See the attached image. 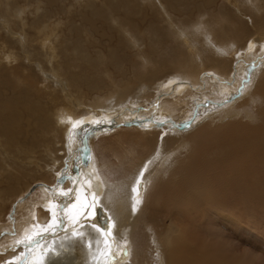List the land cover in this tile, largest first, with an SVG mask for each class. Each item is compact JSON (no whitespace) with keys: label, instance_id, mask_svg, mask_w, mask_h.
Wrapping results in <instances>:
<instances>
[{"label":"bare ground","instance_id":"bare-ground-1","mask_svg":"<svg viewBox=\"0 0 264 264\" xmlns=\"http://www.w3.org/2000/svg\"><path fill=\"white\" fill-rule=\"evenodd\" d=\"M24 1L0 0V222L46 188L0 264H254L235 242L264 223V0Z\"/></svg>","mask_w":264,"mask_h":264},{"label":"rangeland","instance_id":"rangeland-1","mask_svg":"<svg viewBox=\"0 0 264 264\" xmlns=\"http://www.w3.org/2000/svg\"><path fill=\"white\" fill-rule=\"evenodd\" d=\"M13 1V0H12ZM17 3H16V5H17V7H20V9H22L23 10V8L24 7H26V5H27V3H25V1L24 0H15ZM26 1H29V0H26ZM30 1H32V2H30ZM29 2H28V5L31 7V9L32 10H34L36 7L35 6H37V2H33V0H30ZM35 1H37V0H35ZM58 2V3H57ZM56 2V4H61V0H59V1H57ZM32 3V4H31ZM80 3H82V2H80ZM39 5L41 6V4L39 3ZM24 6V7H23ZM35 7V8H34ZM47 7V6H46ZM44 8V7H43ZM75 12H76V10H75ZM30 14H28V13H26V16L27 17H29V18H27V19H33V20H35L36 21V23L37 24H35L36 25V27H42V26H44L45 27V29H47V27H48V29H47V34L49 35V36H51V37H53L54 36V34H53V27H54V25L58 22V21H61V25L56 29V32H60L61 33V31L63 32V31H66L67 32V29H66V26H67V24L65 23L66 22V19H65V21H64V19L63 18H61V14L60 15H58L57 13L56 14H52V15H49L50 16V19H49V16L47 17L46 15L44 16L43 14H41V18H39L38 16L40 15V13H38V14H35L34 15V17H32L33 16V14L34 13H31V12H29ZM159 13V12H158ZM142 13H140V14H135L134 16H131V19H133V18H135V22H136V24H137V29L138 30H143L144 29V26L145 25H142L141 23H140V15H141ZM32 15V16H31ZM56 15V16H55ZM73 15L76 17V19H74V21L76 22V23H80L81 25H84V21L80 18V16L78 15V14H76L75 15V13H74V11H73ZM36 18H38L37 20H36ZM45 18H47V19H45ZM45 19V20H44ZM53 19H55V21H53ZM56 19H57V21H56ZM49 20H52V23L51 24H49L51 21H49ZM3 22L4 21H1L0 20V26H2L4 29H2V27H0V32L1 33H3V32H7V29H5V28H7L6 26L4 27L3 26ZM47 22V23H46ZM40 23H41V25H40ZM48 24V25H47ZM51 25H53L52 27H51ZM51 27V28H50ZM12 28H14V27H12ZM28 31H27V30ZM13 30V32H16V33H18V35L20 36V32H25L24 30H26V32H35V31H37V32H41V31H38V30H40V29H36V28H27L26 26L25 27H21V26H19V27H15L14 29H12ZM84 30H86L85 32H89L87 29H84ZM19 54H22V53H19ZM63 83H64V81H62ZM179 85H177V84H174L173 86H171V91H175V89L178 87ZM153 108V107H152ZM145 118L147 119L148 118V116H145ZM91 124V123H90ZM96 127H94V128H92V129H90L91 131H95V130H97V129H95ZM95 129V130H94ZM87 136V135H86ZM86 136H85V139H86ZM84 148V147H83ZM83 148H82V150L81 151H77V153H75L74 155H73V157L75 158V159H80L81 158V160H80V162L83 160V158L85 159V158H87V156H85L84 157V153H86L85 151H83ZM83 157V158H82ZM73 158V159H74ZM71 159V158H70ZM70 159H68L67 161H65L64 163H69V165H70V168H71V170H75L76 172H80V173H82L81 172V167H79V165H80V163L78 162V161H70ZM56 178V180H55V182H54V185L57 183V180H58V177L56 176L55 177ZM44 183H46V182H44ZM46 188V187H45ZM44 186H42V184H33L27 191H25L21 196H19L18 198H16V199H14L13 201H10L9 202V204L7 205V208H6V212H5V214H6V216H5V218H4V220H1V222H0V249L1 248H3L4 246H6V242H7V240L8 239H14V236H15V229H16V221H15V218L18 216V214H19V212L21 211V209L23 208V206L25 205V203H29V200H31L32 199V197H33V195L34 194H36V193H39V194H42L43 192H44ZM37 199H39V197L37 196L36 197V199L35 200H37ZM257 211H259V208H258V210ZM4 214V215H5ZM255 221H257V220H255ZM15 224V225H14ZM255 225H257L258 227H259V229H260V231H259V233H258V231L257 232H252V233H249V234H252V235H247V233H245V235L242 233V234H240V238L238 239V241L237 242H235V243H237L238 244V246H239V249H240V251H241V256H246L247 255V253H249L246 257H247V259H253L252 260V262H262L261 264H263L264 263V223L263 222H259V221H257V223L255 224ZM11 226V227H10ZM223 231L225 232V233H228L229 232V228H225V229H223ZM263 232V233H262ZM258 233V234H257ZM255 235V236H254ZM61 235H58L57 236V238L58 237H60ZM8 247H9V244H8ZM1 251V250H0ZM252 252V253H251ZM244 253V254H243ZM251 254V255H250ZM249 255L251 256V257H249ZM252 255H253V257L254 258H252ZM256 259V260H255ZM255 260V261H254ZM254 263V264H255ZM257 263V264H258ZM260 264V263H259Z\"/></svg>","mask_w":264,"mask_h":264},{"label":"snow or ice","instance_id":"snow-or-ice-1","mask_svg":"<svg viewBox=\"0 0 264 264\" xmlns=\"http://www.w3.org/2000/svg\"><path fill=\"white\" fill-rule=\"evenodd\" d=\"M93 227H95V225H93ZM101 230H103V229H101Z\"/></svg>","mask_w":264,"mask_h":264}]
</instances>
